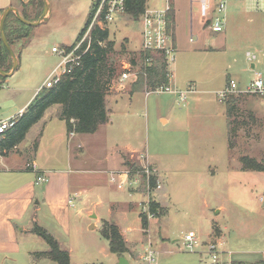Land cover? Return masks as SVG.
<instances>
[{
  "label": "rangeland",
  "instance_id": "rangeland-1",
  "mask_svg": "<svg viewBox=\"0 0 264 264\" xmlns=\"http://www.w3.org/2000/svg\"><path fill=\"white\" fill-rule=\"evenodd\" d=\"M49 2L48 19L38 25L23 26L17 21L14 12L8 17L10 45L16 57V53L22 56L23 67L29 71V77H24L23 80L34 81L35 84H42L62 59L53 51V47L74 49L80 45L78 50L81 51L96 23L98 7L93 12L88 30L81 34L89 19L94 0ZM244 2L253 4L254 6L249 8L256 11L247 13L250 15L248 22H252V17L264 18V0H259V4L256 0L254 3L252 0ZM41 3L37 11L33 10L35 7H28V12H25L28 18H25L26 20L37 22L42 18L46 1L41 0ZM172 3L174 22L176 20L173 32L177 50L171 68L176 71V78L182 84L177 86L179 93H147L151 87L141 86V91H137L132 100L125 98L110 112L111 121L96 134H83L73 142L68 140L67 129L60 117L54 119L47 127L42 141L41 160L47 163L48 167L67 170L71 169L72 161L73 191L80 189L92 193L86 204H82L84 198L82 202L79 200L72 213L69 232L61 233L64 245L71 250L72 264H111L113 256H110L109 242L102 235L104 222L119 218V211L112 207L113 201H133L136 198L138 201L134 203L135 206L131 205L135 209H130L132 214L129 222L139 227L142 224L141 235L132 239L127 236L124 238L129 239L126 243H131V246L146 242V248L144 251L129 248L130 252L124 255L130 259L131 264H146L144 256L151 252L155 254L157 264H178L180 257H183L181 261L186 259L189 264L195 262L193 259L201 257L212 260L199 245L196 247L199 252L187 251L184 237L191 232L197 236L198 242L208 243L210 241H206V234L211 232L216 238L220 231V225L215 224L216 222H235L234 214L225 216L217 213L219 205L234 194H248L249 202L244 205L250 204L253 212L247 207L238 211L241 216L248 218V224L242 233L232 226L229 235L230 246L236 250L230 256L238 261L237 264H264V204L258 198L264 194V176L254 192L245 191L250 178L244 174L241 176L239 169L240 157L248 155L258 160L264 158V94L235 93L226 101H221L216 92L217 88H223L229 76L238 80L240 89L245 88L256 76V71L264 78V42L257 40V37L239 41L236 35L230 31L224 34V31L221 34L228 37L227 50H197L195 48L200 41L202 44L206 43L203 38L211 34L210 30L204 27L201 0H172ZM240 3L243 2L231 3L229 10ZM163 5L164 0L146 1V7ZM230 14L228 13L229 19H232L233 15ZM108 27L110 40L115 41L114 53L111 55L119 66L118 72L109 82L112 83L121 75L123 61L130 60L143 48L142 22L129 15H122ZM192 34L195 41H190ZM246 45L251 47H247L245 52L251 50L255 58H240L235 55L238 49ZM253 63L256 64L255 69L251 70ZM13 66L14 60L10 55L6 61L7 72L12 71ZM138 67L135 65V70L139 72ZM190 75L198 77L201 81L197 91H190L188 85L183 83ZM137 78L138 76H132L125 89L112 91L128 95L133 90V83ZM112 91L108 86V92ZM181 92H184L183 96ZM7 93L8 89L0 91V101L6 98ZM23 97L19 96L20 99ZM232 97H238L237 104L233 115L228 114L227 121L224 105L220 102L228 103ZM162 118H168V122L164 123ZM39 138L40 135L34 137L33 132L28 136L29 141ZM77 140L91 142V147L77 146ZM112 143L140 151L128 153L129 163L122 169L136 171L133 176L136 181L130 189L128 186L120 189L113 183L116 186L114 188L107 184L106 175L94 172L97 157H103L112 151ZM20 149L15 147L9 154L19 152ZM31 149L33 150L32 147ZM25 151L27 155L31 154L28 150ZM148 156L154 163L148 160ZM148 166L155 170L152 175L156 178L155 182L158 179L163 185L160 190L155 188L156 183H149L150 174H143V169ZM95 179H98V182ZM96 183L105 184L111 189H107V195L101 197L103 203L97 206L95 213L92 212L99 215L100 221L97 227L91 229L95 218L91 217L88 207L93 206L100 198L94 194ZM128 191L136 195H131ZM115 197L118 198L114 200ZM230 206L233 213H236L238 208L232 204ZM80 207L85 208L82 214L77 213ZM154 207L156 213L152 211ZM145 217L146 226L143 224ZM162 241L168 246H165V251L156 253V247L160 246ZM25 249L28 250V247L25 246ZM172 249H177V253L170 252ZM228 251L227 249V253H224L222 250L215 264H220V257L223 260L224 256L229 255ZM40 252H43L40 248H36L32 254L23 252L18 264H54L53 261L46 260V257L39 256ZM11 264L15 263L12 261Z\"/></svg>",
  "mask_w": 264,
  "mask_h": 264
},
{
  "label": "crops",
  "instance_id": "crops-1",
  "mask_svg": "<svg viewBox=\"0 0 264 264\" xmlns=\"http://www.w3.org/2000/svg\"><path fill=\"white\" fill-rule=\"evenodd\" d=\"M41 4V0H0V21L3 12L10 7L17 8L19 12H21V14L25 15V12L28 10V7H35V9L33 10L37 11L38 7H40ZM251 6L254 5H249L243 2L238 5H235V7H232L229 10V14L231 13L230 15H233V17L232 19H229L228 15L227 25L224 30L225 32L223 31L224 34H227V32L230 31L231 33L237 36L239 41L243 39L244 41L253 40L257 37V40L264 42V18L252 17V22H248L250 15L247 13L256 12L254 9L249 8ZM175 24L176 20L174 22V29ZM210 32V35L208 34V36H205V38H203L205 42H207L202 44L200 41V44H198L195 49L218 52H222V50L225 49L227 50L228 37L226 35L221 34V32ZM173 33L175 45L177 47L175 32ZM1 39L2 37L0 32V44ZM247 47L251 46L246 45L245 47L238 49V52H235V55L239 56L240 58H255L256 56L251 50H247L245 52V49ZM16 55L19 59V66L16 71L13 73V75L2 80L0 77V91L3 89L9 90V93H7L6 98L0 101V119L18 117L20 114H22L28 107V105L31 103V101L38 94V92L40 91V87L44 82L43 81L42 84H35L34 81H24V77L26 79L29 77V71L28 69L23 67V61L21 60L22 56L18 53H16ZM255 65L256 64L253 63V68H251V70L255 69ZM170 70L172 72L170 82L176 89H178L177 86L182 84L176 78V71H173L171 67ZM244 70L247 71L248 69ZM256 74L261 73L256 71ZM231 78L233 77L229 76L226 78L223 88L216 89L217 94H219L220 91L225 89ZM254 78H252L247 83V85ZM199 80L200 79L198 77L190 75L186 78V82L183 83L188 85L189 89L193 87V90L197 91L201 82ZM136 92L137 91L131 90L128 95L122 92H108L111 93L107 94V107L109 110V115H111L110 112L114 111L117 105H119L120 102H122V100H124L125 98H129L130 100H132V97L135 95ZM20 95H23L24 97L20 99ZM220 103L224 105V109L226 111V119L228 121L229 104L223 102ZM61 111V104H55L49 107L44 113L43 117L37 123H35L29 130L26 135V138L16 146V148H21L19 152L16 151V153L12 152L9 155H0V264H11L12 261L15 264H18V259H21L20 257L23 252H27V254H32L35 253L36 248H40L42 251L49 250V244L42 237L32 232V228L35 222L51 231V233L60 242L62 248L69 251L72 262L71 250L66 248V246L64 245L61 233L69 232V228L72 223V213L75 211L77 205L79 204V200L82 202V198H84V203L82 204H86L92 193L80 189H75V191H73L74 184L72 182L73 177L71 173L74 170L72 168V161L70 162L71 169L67 170L59 167H48L47 163L43 162L40 158L41 152L43 150L42 141L45 138L47 127L49 124H51V122H53L54 119L60 117ZM61 120L64 122L65 127L67 129L66 121L63 119ZM109 121H111V118L109 119ZM162 121L164 123H167L168 118H162ZM106 124L101 125L98 130H100V128L104 127ZM98 130L94 132V134H96ZM32 132L34 134V137H38V135H40V138L38 140H35L38 141L37 149H34L35 141H29L28 139L29 134ZM83 134L91 133L69 132L67 129L68 140L71 142H73L76 137L81 136ZM75 144H78L77 146H80L82 148L84 146H87L88 148L91 147V142H84L82 140H79ZM31 147L33 148V150L31 149ZM111 149L112 151H110L107 155L103 157H97L96 163L98 164L95 163L94 172L106 175L105 177H107V184H111L114 188H116V186L110 181V172L114 170H122L124 166L129 163L127 154L140 151L135 148H123V146L118 143H112ZM25 150H28V152H30L31 154L27 155ZM241 158L242 157H240L239 162L241 176L244 174L246 176H249L248 178H250L245 191L249 190L250 192H254L256 190V186L260 184V181L263 179L262 177L264 176V171L244 169ZM75 159H77L76 155ZM148 160L151 163H154L150 159V156H148ZM262 160H264V158H262ZM31 163H35V168L29 165ZM39 172L47 173L50 177L49 181L45 183H37V176ZM95 181L98 182V179H95ZM107 189L111 188L105 186V184L100 183H96L94 187V194L98 195L100 198L97 202H94L93 206H91L90 208L88 207V210L91 212V217L95 218V223L90 227L91 229L97 227L100 221L99 215L92 214V212L94 211L95 213L97 206L103 203L101 197L107 195ZM129 193L131 195H136V193ZM84 195L86 198L84 197ZM262 195L258 197L259 201H261L260 197ZM126 196L130 198L129 195ZM248 197V194H234L229 198V200L225 201L224 203H221L219 205L217 213H219V215L225 216H227V214H234L233 218L235 219V222H232L230 224L229 220H224L221 223L215 221V224L218 223V225H220V231L217 234V237L214 238L211 232H208L206 234L207 242L211 240H216L218 241V243H220V247L222 248L224 253H227V249L229 250V255L224 256L223 260H221L220 257V264H237L238 262L230 256L234 253V250L236 249L230 246L229 235L230 231L232 230V226L237 229L239 233H242L241 231L246 230L245 225L248 224V218L241 216V213H238V211L247 207L250 212H253V207L250 204L246 206L244 205L245 202H249ZM116 198L118 197H115L114 200ZM71 199H73L72 202L70 201ZM137 201V198L133 201H119L118 199H116L115 201H113L112 207L113 209H116V211H119V218H116L115 221L108 220L109 222L116 223L119 226V229L123 236L130 237V239L139 237L142 231V224H140L139 227L137 225L134 226L133 224H130L131 221L129 222L130 215L132 214L130 213V209H135L131 205L133 204L135 206ZM233 201H235L236 203H231ZM228 203L238 208L236 213H233V211L231 210V206ZM84 209L85 208L80 207L77 213L82 214ZM139 221L141 222L140 218ZM126 240L128 241L129 239ZM200 242L205 243V241ZM131 245V243L127 244L129 248L131 247L136 250L144 251V249L146 248V242H141L140 244H135L134 246ZM25 246L28 247V250L25 249ZM165 246L168 245H165V243L162 241L161 245L156 247V253L159 251H165ZM170 252L176 254L177 249H172L170 250ZM110 256H113L111 264H116L118 262L119 256L116 254L111 255V253ZM182 259L183 257H180L177 263L189 264L187 261H185L186 259L181 261ZM46 260L49 261L51 259L46 257ZM193 260H195V262L192 264H215L208 257H201L199 259L196 258ZM54 264L56 263L54 262Z\"/></svg>",
  "mask_w": 264,
  "mask_h": 264
},
{
  "label": "trees",
  "instance_id": "trees-1",
  "mask_svg": "<svg viewBox=\"0 0 264 264\" xmlns=\"http://www.w3.org/2000/svg\"><path fill=\"white\" fill-rule=\"evenodd\" d=\"M146 1L128 0L127 15L133 19H139L145 12ZM99 2L100 0H94L92 3L89 19L81 34L88 30L93 12L98 7ZM24 17L27 18L25 15ZM17 21L23 26L26 25L18 18ZM171 22L173 33L174 15H171ZM5 31L11 44L8 18L5 23ZM1 41L0 68L8 71L6 61L11 53L2 39ZM89 41L91 42L90 46L82 54L80 64L74 67L70 73L64 74L53 87L42 88L25 111L18 116L15 125L1 137L0 155H8L9 151L20 144L26 138L32 126L43 117L49 107L55 104L62 105L60 118L66 121L69 132L94 133L101 125L108 123L110 119L107 107L108 86L111 78L119 69L118 64L115 63V57L111 55V53H114L115 41L110 40L109 27L102 28L99 25H95L91 29ZM89 41L86 40V46ZM85 47L79 52H82ZM148 58H152V64L149 66L146 65ZM130 60L134 65L139 66V74L137 80L133 83V91H138L141 86L147 85L155 88L169 82L165 55L141 50ZM0 77L4 78L1 74ZM238 97L240 96L238 95ZM238 97H232L228 102L230 116L233 115L236 108ZM37 147L38 141H35L34 149H37ZM241 160L244 162L243 168L245 169L264 171L263 160L248 155L243 156ZM155 180L156 178L153 177L152 182L156 183ZM152 211L155 212V207ZM143 224L147 225L146 217L143 219ZM32 232L42 237L50 246L48 251L38 253L39 256L48 257L56 264H72L69 251L62 248L58 239L47 228L35 222ZM102 235L109 241L111 253L121 256L130 252L126 240L116 223L105 221Z\"/></svg>",
  "mask_w": 264,
  "mask_h": 264
},
{
  "label": "built area",
  "instance_id": "built-area-1",
  "mask_svg": "<svg viewBox=\"0 0 264 264\" xmlns=\"http://www.w3.org/2000/svg\"><path fill=\"white\" fill-rule=\"evenodd\" d=\"M238 1L244 2L246 0H201V14L205 18L204 27L215 33L223 32L228 21L229 7L231 3ZM252 1L254 3V0ZM127 3L128 0H101L95 17L96 23L93 26L99 25L100 27L105 28L108 27V25H110V23H112L119 16L127 15ZM256 3L259 4V0H256ZM173 10L174 5L172 0H164V5L162 7H146L145 12L139 18V20L142 22V50H147L166 56L167 76L169 79L167 84L158 85L155 88H151L147 91V93L152 91H169L179 93V90L176 89L170 82V77L172 76L170 67L171 63L175 61V54L177 50L174 41V33H172L171 30V15H173ZM89 36L90 35H88L86 39L88 41ZM190 41H195L194 34L190 36ZM90 43L91 42L89 41L88 45L82 52H79L80 50H78L80 45L74 49L54 46L53 51L58 53L62 59L60 63L53 69L50 75L45 79L44 83L40 87V90L42 88L53 87L61 80L64 74L70 73L74 67L79 65L81 56L88 50ZM151 64L152 58H148L146 60V65L149 66ZM122 68L123 69L119 78L109 84L111 91L114 89L117 91L125 89L128 83L131 82V77L133 76L136 78L138 76V71L135 70V65L131 60L123 61ZM147 88L149 87L147 86ZM189 90H193V87H191ZM235 93L264 94L263 76L261 74H256L255 78L243 89L239 88V82L236 79L231 78L225 89L220 91L218 95L221 101H226L228 97L234 95ZM183 94L184 92H181V96H183ZM17 118L18 117L0 119V138L15 125ZM29 165L35 168V163H31ZM142 172L146 176V172L150 174L149 183H151L153 179L152 175L155 174V170L148 166L144 168ZM135 173L136 171L131 169L114 170L110 172V181L120 189H124L125 186H128L130 189L136 181V179L133 180ZM48 181L49 175L44 172H39L37 176V183H45ZM162 187L163 185L158 182L157 179L155 188L160 190ZM260 199L264 204V194L260 197ZM70 201L72 202L73 199ZM153 215H155V213ZM184 241L187 251L199 252L198 249H196L197 245H199L200 247H203L202 250H206L204 253H207L211 257L213 263H217L219 260L222 249L218 241L201 243L198 242L197 236L193 233H187L184 237ZM202 250H200V252H202ZM144 262L146 264H157L155 261V254L151 252L147 256H144Z\"/></svg>",
  "mask_w": 264,
  "mask_h": 264
},
{
  "label": "water",
  "instance_id": "water-1",
  "mask_svg": "<svg viewBox=\"0 0 264 264\" xmlns=\"http://www.w3.org/2000/svg\"><path fill=\"white\" fill-rule=\"evenodd\" d=\"M45 1H46L45 11L43 13L42 18L39 21H37V22H30V21L26 20L25 17L22 16L20 14L19 10L17 8H15V7H10V8L6 9L3 12L2 17H1V21H0L1 37H2V40L5 43V45L9 49L11 55L13 56L14 66H13L12 71H10V72L4 71L3 69L0 68V74L2 76L9 77V76L13 75V73L16 71V69L19 66V59H18V57L15 56V53H14V51L12 49V46L10 45V43L8 41V38H7V35H6V31H5V23H6V20H7L8 16H9V14L11 12H14L16 14L17 18L20 19L21 21H23L24 23H26L28 25H38L43 20L48 19V13H49V9H50V2H49V0H45ZM116 264H131V261L125 255H121V256L118 257V262Z\"/></svg>",
  "mask_w": 264,
  "mask_h": 264
}]
</instances>
